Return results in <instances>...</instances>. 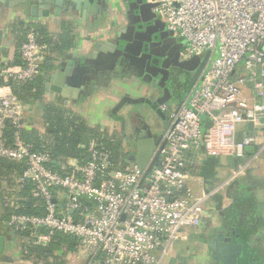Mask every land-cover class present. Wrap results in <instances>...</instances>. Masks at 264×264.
<instances>
[{
    "label": "built area",
    "instance_id": "1",
    "mask_svg": "<svg viewBox=\"0 0 264 264\" xmlns=\"http://www.w3.org/2000/svg\"><path fill=\"white\" fill-rule=\"evenodd\" d=\"M152 11L185 39L184 57L210 54L186 101L170 112L159 160L144 180L135 162L118 168L110 151L95 141L84 151L88 160L75 161L67 172L52 169L51 153L33 149L22 136V102L14 93L0 92V158L23 165L18 179L30 184L31 197L43 209L13 212L8 224L33 244L43 246L65 234L75 239L86 264H164L169 245L203 225L210 196L229 199L225 186L263 153L264 0H154ZM49 49L29 26L18 48L21 65L0 60V77L16 83L34 79ZM200 152L245 161L222 184L194 191L186 167Z\"/></svg>",
    "mask_w": 264,
    "mask_h": 264
},
{
    "label": "crops",
    "instance_id": "2",
    "mask_svg": "<svg viewBox=\"0 0 264 264\" xmlns=\"http://www.w3.org/2000/svg\"><path fill=\"white\" fill-rule=\"evenodd\" d=\"M67 3L66 0L62 1L58 7V14L55 13L56 7H50L48 15H38L36 17H29L27 12H15L13 9L0 8V29L2 30L0 60L13 68H18L21 65V62H18L21 61L18 48L24 38L22 27H25L28 23H41L53 34H65L73 41L68 51L80 52L84 49L86 53H90L95 43L112 36V33L121 26L119 14L116 17L118 21L114 18L110 24V15L104 16L99 12L94 13L93 10H86L84 13L82 10L78 12L76 8L70 5L67 6ZM20 23L23 26H20ZM118 24L120 25L118 26ZM50 71L44 73V88L41 89L39 97L23 104L26 124L24 133L32 139L38 137L40 144L47 143L50 140L48 118H46L48 115L45 111L49 107L60 108L63 111L80 115L91 127L106 131L103 125L110 126L108 112L123 93L119 81L115 79L111 82V90H109V87H103L101 91L95 92L91 97L81 99L79 96L73 95L74 91L72 89L65 95L49 89L46 86L49 85L46 77ZM193 73L194 70L190 71V78H192ZM157 78L160 79L159 74ZM163 78L165 81L163 89H172L169 78L166 76ZM6 82L10 83V81H5V84ZM163 89L154 92L155 96H159L160 93L163 94ZM2 91L3 88L0 86V92ZM115 92L119 94L116 97H114ZM153 98L149 99L153 102ZM186 99L176 101L169 108L165 104L166 110L162 111H167V115L164 116L166 121L170 119V112L176 111ZM160 121L163 124L161 119ZM106 133L109 134L110 130ZM163 134L162 131L161 138ZM124 146L125 141L122 142V149H125ZM255 146L258 147L259 144ZM255 152H252L250 146L247 149L248 156L245 158H250ZM261 156L264 158V151ZM202 157L206 156L201 152L192 154L190 164L186 167L188 185L194 191L210 190L214 186L222 184L233 175L240 163V159L229 163L219 157H206L205 160ZM74 162L75 160L71 159L66 163L70 166ZM63 164L61 163V165ZM127 164L125 163V165ZM62 167L66 168L65 165ZM18 177L19 173L13 170L8 173L6 178L0 175V234L5 237L4 249L0 253V264H86L85 254L79 250L76 241L72 238L67 237V241L70 242L52 249L51 242L57 240L58 236H63L55 234L46 245L42 246L50 251L48 257H45L46 259L43 257V259L32 251L33 247L40 245L33 244L28 236H21L20 233L13 230L8 221L3 220V213L7 207L19 208L25 205L27 201L34 200L33 207L39 208L36 206L37 199L32 198L30 195V184L20 182ZM25 187H27V190H24ZM224 192L229 199L223 201L222 194L214 193V195H219V202L217 205L215 202L209 204V207L206 205L208 222L201 227L192 228L187 238L181 239L180 242L183 243H180V246L178 244L172 251L167 252V255L163 258L164 264H205V258L210 255L206 241L210 239V234H213V228L219 229L220 232H224L226 235H231L230 228H233L234 237L243 243V250H246L249 254L251 263L264 264V167L262 165L248 167L244 175L236 176L225 186ZM221 202H223L222 205ZM244 220L248 221L250 226L242 232V229L236 228L235 224L239 225Z\"/></svg>",
    "mask_w": 264,
    "mask_h": 264
},
{
    "label": "water",
    "instance_id": "3",
    "mask_svg": "<svg viewBox=\"0 0 264 264\" xmlns=\"http://www.w3.org/2000/svg\"><path fill=\"white\" fill-rule=\"evenodd\" d=\"M63 0H0V8L13 9L15 12H30L31 16H46L50 12V7H56L55 13H59V5ZM115 0L113 4L122 5L125 9L124 17L127 21V29L132 31L137 37L140 34V29L144 25H155L154 21H159L163 27L162 31L165 34L171 36L173 33L166 30L165 24L157 18L152 11L154 3H146L149 7L150 17H144L143 15V0ZM67 6L70 5L78 10H82L84 13L86 10H93V12H99L104 16L110 15V0H66ZM126 3V6H125ZM133 4L134 20L130 19L127 12V6ZM120 24H118L119 26ZM121 27V26H120ZM119 27V28H120ZM118 28V29H119ZM112 33L113 37L100 40L95 43L90 53H86V50L82 49L80 52L66 51L63 55L58 56L55 60L53 68L46 77V81L49 85V89L59 92L62 95L67 94L70 89L74 91V96H79L81 99L92 96L95 92L101 91L103 87H109L113 80L117 79L123 90L122 95L119 96L120 100L116 102V108L120 112L121 119L131 125V131H135L132 125L131 115L139 113V110L134 109L139 103L145 102L147 105H151L150 99L144 97L137 98L138 94H143L142 90L147 87H160L163 89L164 84L160 82L157 76L160 74L157 67L156 72L152 74L149 68L145 65L141 69H138L140 73H124L122 69L125 67V53L127 49L135 43L134 41L121 38V33H124L125 28H121ZM159 30V29H158ZM160 31V30H159ZM158 33V31H155ZM2 37V30L0 29V40ZM148 43V42H147ZM146 43V46L148 45ZM135 45V44H134ZM145 48V47H144ZM148 50V51H147ZM143 49L141 52H146L145 58H151L161 60V57L152 53V50ZM150 50V53H149ZM133 55L136 60L140 59L139 55ZM210 51H207L202 61L195 68L191 78V83L194 84L199 75L203 71L208 62ZM139 61V60H138ZM147 63H150L149 60ZM188 70V69H187ZM161 71V70H160ZM141 72L144 73L149 80L142 78ZM151 72V74L149 73ZM51 83V84H50ZM6 84H8L6 82ZM165 92V89H163ZM164 125L163 133L166 130L170 119L165 120L164 115L158 116ZM249 129H252V124L249 123ZM156 127L150 128L146 131L141 129L135 137L134 150H125L126 158L124 162H135L140 170L143 172L142 180L148 175L152 166L158 162L160 150L165 144V140L161 138V135L153 132ZM84 158L88 160L90 154L84 153ZM54 162V161H53ZM73 212L72 210L70 211ZM231 235H226L224 232H217L215 236H212L206 241V245L209 250V254L213 263L208 264H240V260L243 257V243L236 240L235 232L233 228H230ZM234 238V239H233ZM5 237L0 234V253L4 249ZM209 257V256H208Z\"/></svg>",
    "mask_w": 264,
    "mask_h": 264
},
{
    "label": "trees",
    "instance_id": "4",
    "mask_svg": "<svg viewBox=\"0 0 264 264\" xmlns=\"http://www.w3.org/2000/svg\"><path fill=\"white\" fill-rule=\"evenodd\" d=\"M19 25L23 26L22 23H20ZM29 26L34 27L38 40L40 42L47 43L50 48L40 67L39 75L32 80L22 83H16L11 80L7 85L5 84V81L0 77V86L3 88V91L14 93L22 102V104L29 103L31 99L39 97L41 89L44 88V73L50 71L53 68L54 62L58 58V56H61L66 51H68L73 43V41L69 39L65 34H53L47 30L44 24L41 23H28L25 25V27L23 26V35ZM18 62L20 63L21 61ZM45 111L46 115H48V117L46 116V118H48V134L51 135L50 140L47 143L45 142L44 144H40L38 137L32 139L31 137L27 136L24 131H22V136L25 141L32 145L33 149L46 150L51 153L52 159L55 162L50 164L52 169L59 172H67L68 170H70L69 164L66 163L68 160L73 159L78 162L84 161V151L88 143L91 141L102 143L110 151L112 159L118 168H124L126 166L124 162L126 153L122 151V148L120 149L122 142L119 138L115 137L114 135L110 137V134L106 133L107 131H102L97 127H91L86 123L83 117H81L80 115H76L70 111H63L60 108L52 107L46 108ZM9 133V130H6L7 136L9 135ZM251 148L252 152L258 149V147H256L255 145L251 146ZM247 156L248 154L246 153V157ZM61 163H64L63 165H65L66 168H63V165H61ZM12 170L16 171V173H19L20 175L23 170V165L20 163L17 164L16 162L14 163L13 161L7 160L5 158H0V175H3V178H6V176H8V173ZM24 190H27V187H25ZM34 203V200H29L25 205L19 208L7 207L5 212L3 213V220H6L7 222L9 216L13 212L26 214L42 213L43 209L39 207L38 210L37 208L33 207ZM207 222L208 217L204 220L203 225H205V223ZM240 223L241 224L239 225L235 224V227L241 228L242 232H244L250 226V223L248 221L246 222L245 220ZM20 235L28 236L26 233H20ZM56 235L63 236H58L57 240L51 242L52 249L66 245L67 242H70L67 241V237L75 240L73 237L67 236L65 234ZM32 249V251L35 252L36 255H38L40 258L48 257L50 253L48 248H44L42 246L33 247ZM240 264H252L249 258V254L246 252V250H243V257L240 260Z\"/></svg>",
    "mask_w": 264,
    "mask_h": 264
},
{
    "label": "flooded vegetation",
    "instance_id": "5",
    "mask_svg": "<svg viewBox=\"0 0 264 264\" xmlns=\"http://www.w3.org/2000/svg\"><path fill=\"white\" fill-rule=\"evenodd\" d=\"M113 1H115V0H110V24L113 22L114 18L116 19L117 14H119V20H121V27L117 30V32L120 31L121 28L123 27V28H125V31H124V33H121V38H126L127 40L131 39L130 41L135 40V43H133V45L130 46L125 53L126 54L125 55L126 56L125 57V63L123 64L125 67L122 69V71H124V73H134V72L140 73V72H138V69L140 68V66L142 69L144 67V65L150 69L152 74H153V72L154 73L156 72V69H158L157 67H160V69H159L160 73L165 69L169 70L174 65V63H173L174 59L170 60L169 57L167 58L166 56L159 54V53H161L160 51H162V52H164L163 54H165V53H167V52H165L166 48H168L170 50L172 48H174V51L176 54L177 47L172 43L171 36H169L168 34H165L161 30L163 25L159 21H154V24H155L154 26L153 25H147V26L144 25V28L142 27L140 29V34H137V37H136L134 35V33H132V31L127 29V26H126L127 21L124 17V14H125L124 7L122 5H119V4L118 5L113 4ZM127 1H130V0H127ZM134 2L136 4L137 1L135 0ZM150 2L154 3V0H143V2H142L143 4H145V5H143V15H144V17H147V18L150 17V12H149V7H148V5H146V3H150ZM125 6H126V3H125ZM132 6H133V4H129V7L127 6L126 8H127L128 16L130 17V19L134 20L135 17L133 14V7ZM27 13L30 17L31 16L30 12L28 11ZM155 16L157 18H159L160 21H162L164 23V21L158 15H155ZM116 21H118V19H116ZM166 30H167V28H166ZM155 31H158V33H156ZM167 31H169V30H167ZM111 37H113V36H110V38ZM146 43L148 44L147 46H146ZM148 48L150 50H152V53L154 55L161 57V60L153 59V57H151L150 59L145 58L147 56L146 52L148 51L147 50ZM143 49L144 50L146 49L147 51L141 52V51H143ZM150 50H149V53H150ZM172 51H173V49H172ZM136 53H138L137 55H139L138 57H140V59H138L139 61L133 57V55H135ZM148 60L150 63H147ZM151 72H149V73L151 74ZM141 75H142V78H144V80H147V81L149 80V78L144 73L141 72ZM160 77H162V76H160ZM163 79L164 78L162 77V81L160 80V82L165 84L164 83L165 81ZM162 88H164V87H162ZM153 91L159 92V91H161V89H160V87L147 86L142 90L143 94H138L137 98H141V97H144L145 99L153 98L156 95ZM152 93H153V97H152ZM119 100H120V98H119ZM140 105L141 106H148L149 108H152L151 105H147L145 102L138 104V106H140ZM152 112L157 116L155 111L152 110ZM108 117L110 118V125L112 126V128L116 125H119L118 128L116 127L117 128L116 132H117V134H119L120 141L121 142L125 141V146H124L125 149L124 150H126V151L134 150L135 137L141 129L148 131L149 127L152 128V126L155 125L156 130L153 132L157 133L158 135H160L164 129V125L161 123L160 120H159V123H157V121H156V124L148 123L144 113H141V115L139 113H136V114L131 115L130 121H132V125H133L134 130H135V131H131V128H130L131 125L126 124L120 118L121 115H120V112L116 108V103H115V105H113L110 108V111L108 112ZM213 230H214L213 234L212 235L210 234V238L212 236H215L217 232H220L219 229L213 228ZM208 256L209 257L205 258L206 259L205 264L213 263L210 255H208Z\"/></svg>",
    "mask_w": 264,
    "mask_h": 264
},
{
    "label": "rangeland",
    "instance_id": "6",
    "mask_svg": "<svg viewBox=\"0 0 264 264\" xmlns=\"http://www.w3.org/2000/svg\"><path fill=\"white\" fill-rule=\"evenodd\" d=\"M171 41L172 43L177 47L176 49V54L172 49H168L166 48L167 53L163 54L164 52L160 51L164 56H166L167 58L169 57L170 60H173L174 65L168 70L165 69L163 70L160 74L159 77H168L169 81H171V85H172V89H166L165 92L163 94H159V96H155L152 100V108H149L148 106H135L134 109L136 110H140L139 114L141 115V113H144L146 120L148 123H152V124H156L159 123L160 118L158 116H165L167 115V111H162L161 109V105H165L169 108L171 106H173L176 101L179 100H184L187 98L188 94H189V90L190 88L193 86V84L191 83V78L189 77L190 71L195 70V68L198 66V64L202 61V59L204 58L206 53H200V54H192L189 57H184L183 56V52L186 51L187 45H186V41L184 38L180 37L178 34H172L171 35ZM219 53L218 50V46L215 48V50L213 51V54L211 56V59H213L214 57H216ZM175 55V56H174ZM189 72H188V70ZM187 71V72H186ZM162 77H160V79L162 80ZM170 85V86H171ZM154 92V91H153ZM119 94L117 92L114 93V97L118 96ZM122 95V94H121ZM152 97H153V93H152ZM156 112L157 116L152 112V110ZM142 111V112H141ZM141 112V113H140ZM109 118V117H108ZM106 120V119H104ZM109 127V128H108ZM119 127V125H116L112 128V126H104L103 128L108 132V130H110V137L112 135H114L115 137L119 138V134H117V128ZM153 127H156L155 125ZM161 133V132H160ZM161 135V134H160ZM122 147H120L121 149ZM122 151L125 153V150L122 149ZM209 158V157H207ZM206 157H202V159H207ZM220 159L226 160L227 162L231 163L232 161L236 160V159H240L239 162H243L245 161L244 157H239V158H235V157H219ZM201 162V159H200ZM264 158L263 156H259L258 158L252 160L249 164V168L250 166H256V165H262L264 167ZM247 167V169H248ZM230 172V171H229ZM228 179V178H227ZM218 196L219 195H211L208 202H207V207H209L208 205L213 204L215 202V204H218ZM211 202V203H210ZM215 220V219H214ZM188 233V232H187ZM191 233V231H190ZM189 233V234H190ZM181 240H175L173 241L169 247H168V251H172L175 246H180V242ZM205 245V244H204ZM203 245V246H204ZM205 247V246H204Z\"/></svg>",
    "mask_w": 264,
    "mask_h": 264
}]
</instances>
